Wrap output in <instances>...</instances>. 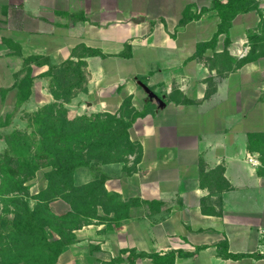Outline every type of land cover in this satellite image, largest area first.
Returning <instances> with one entry per match:
<instances>
[{
    "label": "crops",
    "instance_id": "0c3cea01",
    "mask_svg": "<svg viewBox=\"0 0 264 264\" xmlns=\"http://www.w3.org/2000/svg\"><path fill=\"white\" fill-rule=\"evenodd\" d=\"M211 5L212 0H0V20L9 31L0 36L18 43L23 56L85 62L84 88L64 103L69 116L117 113L126 96L134 109L145 110L129 128L140 159L127 154L101 167L106 191L136 204L119 224L75 229L76 241L61 256L78 259L77 247L86 256L91 243L107 261L133 248L188 253L174 264H264V16L258 6L237 13L228 31L198 55V43L210 41L219 23ZM186 6L209 10L180 25ZM91 49L95 55L88 54ZM23 56L0 41L12 77ZM47 69L32 64L31 75ZM45 77L34 78L31 95L38 107L53 101ZM224 241L230 253L247 255L223 258L217 246ZM127 253L114 264H130ZM134 264L154 263L138 257Z\"/></svg>",
    "mask_w": 264,
    "mask_h": 264
},
{
    "label": "trees",
    "instance_id": "16d2710c",
    "mask_svg": "<svg viewBox=\"0 0 264 264\" xmlns=\"http://www.w3.org/2000/svg\"><path fill=\"white\" fill-rule=\"evenodd\" d=\"M256 7V0H226L224 3L219 0H212L211 9L216 10L217 16L219 17L217 30L210 41L198 43L196 54L201 55L206 48L213 46L216 42L217 36L220 33L228 31L231 21L237 13L246 12ZM208 10L209 8L201 7L198 12H195L191 9V6H186L178 23L184 25L191 20L198 19ZM0 41L10 48L13 54L21 57L23 56L21 46L11 38L0 36ZM88 54L95 55L96 51L91 49ZM32 64L37 66L44 64L48 65V69L38 76L54 77L56 75L54 71L56 70L58 75L57 79H59L60 83L59 85L63 87L64 90L63 93L65 96L61 98L57 92L52 90L51 86H48L54 98L53 102L57 101L60 104L57 109H54L53 105H43L44 107L36 112L35 121L40 128V135L42 137L40 145L42 149H46L52 157L50 162L52 169L46 173L48 179L50 182L51 180H55L54 186L56 187H58L57 184L59 181L72 185V172L76 167L86 165V161L79 159L81 153L79 150H76V147L72 146L70 141L73 136L78 138L76 136H81L83 132H87L86 129L89 125L83 122L86 118L83 114L73 119H67L64 103L71 99L76 89L84 88L82 87V83L84 82L85 77L82 66H84L85 62L81 59H78L77 61L67 59L59 64H54L51 63L47 57L39 55L23 56L22 67L13 73L15 82L10 87H0V95L4 96L11 87H15L17 89L16 95L19 102L29 99L32 94V81L34 79L31 75ZM43 109H46L47 111H44ZM144 114L145 110L137 111L134 109L131 105V97L129 96L123 98L117 113H95L96 117L105 115L107 118H111L112 121H114V126L106 128L111 136L107 138L103 136L101 137V141H98V139L91 141L90 144L92 145V148H100L102 144V146H105L107 149L121 146L126 149L125 156L127 154H134V160L137 162L140 159L141 147L137 142L130 140L129 128L136 117ZM5 123H7L6 119L0 122V125ZM74 143L77 145L79 142L74 141ZM91 157L98 156L93 155ZM119 160H125V158L120 157L115 158L114 160L104 158L101 162L106 164ZM24 162L27 161L24 160ZM101 175L99 181L97 180L84 186V192L83 188H80L82 193L78 200L76 199L77 201L71 200L70 195H64V197L69 200V204H71V211L59 218L61 220H66L67 227L65 226L64 228L67 231L70 230L68 231L69 233L61 231L59 228L62 226H59V228L56 227L58 232L67 234L63 238L61 236L50 237L46 229L47 224L52 221L48 220V217L45 214V210H47L46 205L49 199L53 198L48 194L47 189H43L38 193L39 195L36 197H38L40 201L32 208L29 207L26 201H19L18 195L10 197L12 202H19L24 206L23 211L16 210L12 212V215L6 213L0 214V237H7V241H5L6 244L12 242L11 245H7V247L0 249V264H17L19 261H22L23 264H57L64 248L72 243V238L74 236L72 233L73 230L90 224L93 218H97L100 221L95 209L96 206L102 205V203L97 200L98 195L95 193V191L98 190V184L100 186L99 188H101V190H99L101 195H109L113 200L117 199L115 205L106 209L107 213L112 214L110 220L113 219L114 221H119L122 218H126L130 203L136 204L137 201L134 199L125 201L116 193L106 191L104 188V182L108 177L105 173ZM16 183L17 184L14 185V188L20 190L22 187L19 186L18 182ZM82 206L84 207L80 208ZM41 207H44L43 211ZM79 213H82L80 216L87 217L88 220L80 223V221L77 220V215ZM55 219L57 218L55 217ZM16 242L19 243V246H15ZM217 247L218 254L223 258L238 259L247 255L246 253H230L228 251L227 242L225 241L220 242ZM120 252L124 254L128 252L126 258L131 264H134V261L138 257L150 258L154 264H174V260L177 256L188 255V253L180 250H169L164 254L147 253L144 251L136 252L134 249H125ZM133 252L136 254L131 256ZM123 259L124 258L121 255H118L112 257L109 262L119 263L122 262Z\"/></svg>",
    "mask_w": 264,
    "mask_h": 264
},
{
    "label": "rangeland",
    "instance_id": "374dc122",
    "mask_svg": "<svg viewBox=\"0 0 264 264\" xmlns=\"http://www.w3.org/2000/svg\"><path fill=\"white\" fill-rule=\"evenodd\" d=\"M0 21V29L2 27L0 34L6 35L9 33L8 29L3 30L7 28L5 27L6 20ZM7 63L8 62L6 60L0 57V87H7L14 81V78L11 75L12 68H10ZM13 66L14 65L12 64V67ZM54 73L56 74L54 77H45L44 83L49 87L51 86L52 90L57 92L62 98L65 96L63 93L64 90L63 87L59 85L60 83L59 79H57L58 75L56 70ZM36 77L39 76H33V78ZM34 81L35 80L33 79L32 90H34ZM16 92L17 89L15 87H11L4 96L0 95V122L5 119L7 120V123L0 125V214L6 213L8 215H12V212L16 210L23 211L24 205L19 202L14 203L10 200V197L13 195H18L19 201H26L29 207L32 208L40 201L38 197H36L39 195L38 193L43 189H47L48 194H50L53 198H50L46 205L47 210H45V214L48 217V220H52L47 224L46 229L50 237L61 236L63 238L67 234L58 232L56 227L59 228V226H62L59 229L69 233L68 231L70 230L67 231L64 228L66 226V220H61L59 218L71 211V204H69V200H67L64 195H70L71 200L77 201L82 193L80 188H83L91 182L97 180L99 181L102 176L101 174L104 173V170L101 169L103 164L101 161H103L104 158H108L110 160L120 157L125 158L126 149L121 146H115L107 149L105 146H102L103 144L100 148H92V145L90 144L91 141L97 139L98 141H101V137L105 136L107 138L111 136L106 128L114 126V121H112L111 118H107L105 115L96 117L95 113L83 114L86 116L83 122L89 125L86 129L87 132H83L81 136H76L78 138L73 136L70 143H72V146L77 148L76 150L80 151L81 155L79 159L86 161V165H80L74 169L71 176L72 185L65 184L63 181H57L58 187L54 186L55 180H51L50 182L46 174L50 169H52V165H50L52 157L46 149H42L40 145L42 137L40 135V128L35 121V114L38 110L40 111L42 107L48 105H53L54 109H57L60 103L57 101H50L44 104V106L38 107L32 95L26 101L19 102ZM43 110L45 111L46 109ZM77 116L79 115L69 116L68 110H66L67 119H73ZM74 141H78L79 143L75 145ZM261 146L264 147L263 141L260 144V148ZM263 149L264 148H262V150ZM93 155H97L98 157L92 158L91 156ZM24 160L27 162H24ZM16 182H18L19 186L22 187L20 190L14 188V185L17 184ZM99 187L100 186L98 184V190H96L95 193L98 195L97 200L100 201L102 205L96 206L95 209L100 221L97 218H93L90 224L105 222V228H109L111 224H119L120 222V220H110L112 214L106 212L108 207L116 204L117 199L113 200L109 197V195H101L99 193L101 188ZM132 199L133 198H127L125 201ZM133 205L135 204L130 203V206ZM83 207L84 206L80 208ZM41 209L43 211L44 207H41ZM80 215H82V213H79L77 215L78 217L75 216L80 223L88 220L87 217ZM55 217L57 219H55ZM72 233L74 235L72 243H74L76 241L74 230ZM5 241H7V237H0V249L12 244V242H7L8 244H6ZM15 246H19V243L16 242ZM84 250L85 248L80 249L77 247L76 251L80 255L78 259L75 258L73 260H68L67 257L61 256L57 264H114L107 260L98 258V245L95 246L90 243L88 246L89 254L86 256H84ZM128 250H133V248H129ZM66 251H68V254L70 255L73 253V251L70 252V250ZM120 254L124 253L120 252ZM133 254L136 253L133 252L131 256ZM75 255L78 256L77 253H75ZM17 264H23V262L19 261Z\"/></svg>",
    "mask_w": 264,
    "mask_h": 264
},
{
    "label": "water",
    "instance_id": "95a60500",
    "mask_svg": "<svg viewBox=\"0 0 264 264\" xmlns=\"http://www.w3.org/2000/svg\"><path fill=\"white\" fill-rule=\"evenodd\" d=\"M137 83L143 88L150 99H154L161 106L163 105V101L152 90H150L148 86H146L141 81H137Z\"/></svg>",
    "mask_w": 264,
    "mask_h": 264
},
{
    "label": "built area",
    "instance_id": "2783aa9c",
    "mask_svg": "<svg viewBox=\"0 0 264 264\" xmlns=\"http://www.w3.org/2000/svg\"><path fill=\"white\" fill-rule=\"evenodd\" d=\"M256 2H257L258 8L261 11V15L264 16V0H256ZM238 52H239V54H244L245 53V48L242 49V50H239Z\"/></svg>",
    "mask_w": 264,
    "mask_h": 264
}]
</instances>
